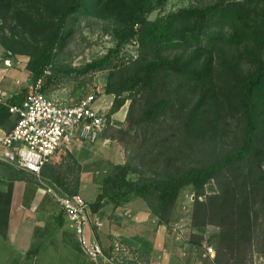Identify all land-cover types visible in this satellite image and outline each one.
Returning a JSON list of instances; mask_svg holds the SVG:
<instances>
[{"label": "rangeland", "instance_id": "rangeland-1", "mask_svg": "<svg viewBox=\"0 0 264 264\" xmlns=\"http://www.w3.org/2000/svg\"><path fill=\"white\" fill-rule=\"evenodd\" d=\"M217 1L170 0L166 11L162 13L185 7L204 8ZM44 2L14 0L8 11L6 8L0 11V57L3 63L10 60L12 69L21 71L30 82L33 76L28 70V62L42 53L45 43L56 30L58 12L64 6V0L48 4ZM124 2L125 5H118L109 11L87 4L68 18L64 37L54 52L53 67L47 75V93L65 103H74L96 89L98 97L103 96L106 103L112 101L108 109L110 123L102 135L118 138L126 163L143 173L147 180L178 175L192 168L208 167L224 159L243 143L246 120L240 105L242 80L254 70L247 60L233 58L232 54L240 48L229 41V28L211 26L207 29L208 39L202 41L199 60L192 59L194 50L166 46L161 50H145L140 53L138 60L120 65L115 70L100 69L82 75L59 71L60 68H80L116 47L117 33L129 25L133 4L132 0ZM158 14L153 13L148 20H154ZM217 20V17L212 19L213 22ZM194 22L191 20L186 25H193ZM11 51L15 54L7 56L6 53ZM262 57L264 59V55ZM156 59L173 63L183 72L203 71V74L200 79L190 80L182 73L166 68L142 73L118 97L124 102L118 116L124 119H113L115 113H110L116 96L103 93L107 83L121 86L138 66ZM117 62L120 60L115 59L114 64ZM162 99L169 102L167 111L161 115H145L151 103ZM259 136L256 146L261 147L264 137ZM250 166L249 161L243 167L239 164L227 173V177L242 172V168L249 170ZM222 178L223 175L219 180L211 181L205 188V195L201 197L191 186L181 190L177 200V221L183 229H194L197 200L206 202L208 196L218 189V182ZM211 218L208 217L209 220ZM206 230H210V233L222 232V228L214 224H208ZM195 238L204 240L201 236ZM241 250L244 264H264V235L261 230L255 233L251 246L243 245ZM216 253L221 264H227L233 258L227 248L219 247Z\"/></svg>", "mask_w": 264, "mask_h": 264}, {"label": "trees", "instance_id": "trees-1", "mask_svg": "<svg viewBox=\"0 0 264 264\" xmlns=\"http://www.w3.org/2000/svg\"><path fill=\"white\" fill-rule=\"evenodd\" d=\"M13 1L0 0V11L2 8L8 11ZM43 1L48 4L55 0ZM132 1L129 25L118 31L115 48L80 68H60L59 71L82 75L127 65L126 62L114 64V61L121 47L133 38H138L140 42V53L149 49L161 50L166 46L184 47L194 50L192 59L199 60L202 41L208 39L207 29L211 26H220V29L227 27L231 30L229 41L240 48L232 54L233 58L245 59L254 66V70L243 78L240 94V105L246 120L244 138L238 149L208 167L192 168L161 179L147 180L143 173L126 163V174L111 175L105 179L93 209L99 210L107 202L117 206L129 195H135L148 202L161 224L168 225L182 189L191 186L201 197L205 195L206 186L223 175L218 182V189L208 196L206 202L197 200L193 228L204 232L208 224L221 227V234L211 237V243L218 249H230L233 258L227 264H244L241 247L251 246L257 230H261L264 235V142L261 147L256 146L259 135L264 137V0H218L204 8L185 7L177 11L170 10L166 14L162 12L166 11L170 0ZM125 3L124 0H64V6L58 12L55 32L45 43L42 53L28 62L33 80L42 77L46 70L53 67L54 52L64 37L70 16L87 4L109 11ZM155 12L159 13L156 18L148 20ZM214 17L218 19L216 22L212 21ZM191 20H195L194 24L186 25ZM164 68L180 72L190 80L200 79L203 74V71H180L173 63L161 59L142 64L121 86L110 82L105 86L104 94L116 96L110 114L118 112L124 105L118 97L127 90L129 83L136 82L142 73ZM169 108V102L162 99L151 103L145 115H161ZM248 161L251 165L249 170L242 168V172L227 177L229 171L239 164L243 167ZM209 216L213 219L209 220Z\"/></svg>", "mask_w": 264, "mask_h": 264}, {"label": "crops", "instance_id": "crops-1", "mask_svg": "<svg viewBox=\"0 0 264 264\" xmlns=\"http://www.w3.org/2000/svg\"><path fill=\"white\" fill-rule=\"evenodd\" d=\"M31 82L0 57V89L8 96L22 94ZM111 105L100 97L98 106ZM119 113L113 115L116 121L124 119ZM13 126V116L0 105V138ZM125 164L118 138L102 135L91 143L80 140L78 132L72 144L43 167L40 177L0 162V264H221L204 254L206 245L217 249L211 237L221 232L183 229L177 221L178 203L168 225L135 195L117 206L107 202L93 209L105 179L126 174ZM47 188L76 193L89 202L94 222L102 226L92 222L87 235L101 244L102 257L94 260L83 251L73 223Z\"/></svg>", "mask_w": 264, "mask_h": 264}, {"label": "built area", "instance_id": "built-area-1", "mask_svg": "<svg viewBox=\"0 0 264 264\" xmlns=\"http://www.w3.org/2000/svg\"><path fill=\"white\" fill-rule=\"evenodd\" d=\"M140 47L138 38L129 40L121 47L117 59L127 65L138 60ZM10 63L4 61L7 66H12ZM48 73L49 69L42 77L32 80L20 95L8 96L0 89V105L14 118L12 130L0 138V162L37 177L59 151L72 144L77 132L80 140L95 143L110 123L108 109L98 106L100 97L96 89L74 103H65L45 90ZM47 192L55 197L73 223L83 251L94 260L102 257L101 244L87 235L94 222L89 202L78 194L59 193L53 188H47ZM94 223L102 226L101 222ZM204 250L205 257L216 256L213 246L206 245Z\"/></svg>", "mask_w": 264, "mask_h": 264}, {"label": "water", "instance_id": "water-1", "mask_svg": "<svg viewBox=\"0 0 264 264\" xmlns=\"http://www.w3.org/2000/svg\"><path fill=\"white\" fill-rule=\"evenodd\" d=\"M6 54L7 56H11L12 52H7Z\"/></svg>", "mask_w": 264, "mask_h": 264}]
</instances>
